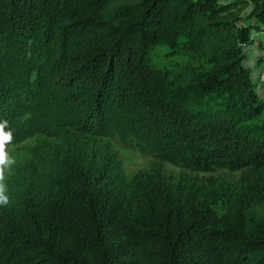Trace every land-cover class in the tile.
<instances>
[{"label":"trees","instance_id":"16d2710c","mask_svg":"<svg viewBox=\"0 0 264 264\" xmlns=\"http://www.w3.org/2000/svg\"><path fill=\"white\" fill-rule=\"evenodd\" d=\"M180 1L0 0V126L20 111L47 120L6 181L0 264H264V222L244 199L214 229L198 189L159 174L140 175L131 189L105 141L122 123L175 167L264 170V134L239 122L263 107L238 58L188 87L150 63L154 37L179 36ZM252 1L264 23V0ZM187 38L194 45L198 33ZM217 92L225 102L211 105Z\"/></svg>","mask_w":264,"mask_h":264},{"label":"rangeland","instance_id":"374dc122","mask_svg":"<svg viewBox=\"0 0 264 264\" xmlns=\"http://www.w3.org/2000/svg\"><path fill=\"white\" fill-rule=\"evenodd\" d=\"M175 1L178 5L181 2ZM183 2V7L177 5L174 9V13L176 12L182 19L180 22H183L176 30H179L176 41L167 36L165 40L161 36L157 39L154 37L151 41L149 49L152 67L158 74L166 77L172 86L188 87L200 78L203 83L209 81L226 63L238 58V62L251 76L258 103L263 107L255 119L243 116L239 122L243 130L264 134L262 80L264 23L259 17L263 5L252 0H183ZM188 33H198L196 44H191L187 38ZM221 78L224 79L225 76ZM212 97L213 100L209 101L211 105H221L225 102L224 95L221 96L220 92L213 94ZM39 103L53 113L59 110L58 103L52 98L43 97ZM8 110L10 111V108ZM15 113L13 116L12 113H8L7 122L22 125L26 130L17 131V127L10 123L0 132V147L5 149L13 161L3 168L4 189L7 179L22 164L27 149L38 139V136L32 137L34 128L39 129L41 121L43 126H46L47 121L45 117L40 120L38 118L40 114L37 116L31 113L22 114L21 111ZM27 115L30 117L24 125L21 121ZM34 121L35 126L32 125ZM119 125L121 127L117 134L105 141L110 143L118 154L131 189L140 175L159 174L176 189L185 191L192 187L198 189L201 197L210 205L211 226L214 229L223 228L242 199L245 200L250 214L264 222V170L244 168L240 171L220 170L201 173L175 167L146 152L127 125L122 123ZM26 136L30 137L25 139ZM22 139L24 140L21 141Z\"/></svg>","mask_w":264,"mask_h":264},{"label":"clouds","instance_id":"9594fccd","mask_svg":"<svg viewBox=\"0 0 264 264\" xmlns=\"http://www.w3.org/2000/svg\"><path fill=\"white\" fill-rule=\"evenodd\" d=\"M3 131V126H0V132ZM10 137V134H8ZM0 205H6L8 203V198L4 195V185L2 183L3 180V168L9 166L13 161L7 155V152L3 147H0Z\"/></svg>","mask_w":264,"mask_h":264},{"label":"built area","instance_id":"2783aa9c","mask_svg":"<svg viewBox=\"0 0 264 264\" xmlns=\"http://www.w3.org/2000/svg\"><path fill=\"white\" fill-rule=\"evenodd\" d=\"M262 80L264 81V73L262 74Z\"/></svg>","mask_w":264,"mask_h":264}]
</instances>
